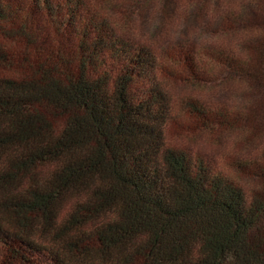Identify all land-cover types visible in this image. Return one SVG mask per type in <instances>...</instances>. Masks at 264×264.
Instances as JSON below:
<instances>
[{"label":"trees","instance_id":"obj_1","mask_svg":"<svg viewBox=\"0 0 264 264\" xmlns=\"http://www.w3.org/2000/svg\"><path fill=\"white\" fill-rule=\"evenodd\" d=\"M32 17L66 40L44 47ZM110 28L86 0H0V264H264V0L213 29L250 34L210 57L244 85L236 106L183 102L238 143L262 138L224 171L168 144L156 59Z\"/></svg>","mask_w":264,"mask_h":264},{"label":"rangeland","instance_id":"obj_2","mask_svg":"<svg viewBox=\"0 0 264 264\" xmlns=\"http://www.w3.org/2000/svg\"><path fill=\"white\" fill-rule=\"evenodd\" d=\"M193 1L86 0V5L110 21V29L117 37L129 44L144 46L156 59L153 78L168 100V120L164 128L168 144L203 158L213 171H224L229 169L232 159H255L262 138L238 143L241 138L238 131L219 125L205 127L199 117L184 109L183 102L193 101L207 113L236 106L244 85L240 81L219 79L210 57L213 51L235 52L238 43L250 34H223L213 30L222 13L229 7L236 8L239 0L202 2L192 9ZM32 21L40 27L46 48L54 47L57 41L63 42L69 34L65 31L63 37H59L43 17H32ZM15 43L17 47L21 45L17 40ZM113 61L108 58L109 67L114 65ZM10 69L18 70L19 66L14 64ZM137 86L145 87L142 81ZM74 199L67 198L62 211Z\"/></svg>","mask_w":264,"mask_h":264}]
</instances>
